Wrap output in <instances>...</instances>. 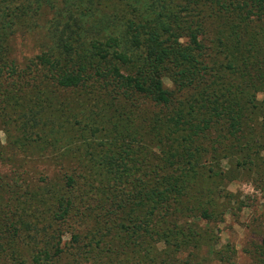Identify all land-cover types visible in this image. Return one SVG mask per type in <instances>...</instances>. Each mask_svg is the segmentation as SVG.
Instances as JSON below:
<instances>
[{
    "label": "trees",
    "instance_id": "1",
    "mask_svg": "<svg viewBox=\"0 0 264 264\" xmlns=\"http://www.w3.org/2000/svg\"><path fill=\"white\" fill-rule=\"evenodd\" d=\"M214 1L228 9L218 31L225 40L221 47L226 62L221 67L208 60L202 43L205 0H0V85L11 82L7 94H0V103L7 102L0 107V129L16 150L23 142L38 147L40 131L49 134L46 125L55 150L67 147L66 118L59 116L57 126H49L56 119L54 108L66 112L56 105L63 103L56 102L55 92L46 98L44 92H21L25 97L19 98L12 90L24 85L15 77L18 66L10 39L40 27L31 19L41 9L51 13L42 26L49 45L37 63L52 75V84L68 91L108 82L110 97L125 108L127 104L130 112L152 105L153 117L146 120L159 147L155 158H139L144 173L135 176L123 157L136 153L125 133L128 122L116 116L124 127L116 129L101 119L100 130H93L106 153L96 158V168L83 169L87 176L64 172L58 184L45 186L51 194L40 217L46 222H33L17 206L12 213L4 210H10L7 203L0 208L2 264H61L65 255H71L74 264H87L97 247L93 244L108 233H135L134 226L124 231L121 215L140 208L145 210L139 215V239L165 245V264L175 263L173 249L191 247L189 256L196 264L197 242L206 233L190 221L184 231L186 225L170 220L175 212L184 209L193 219L202 218L194 217L196 206L205 217L221 220L228 207L222 210L215 200L230 197L225 193L228 184L242 174L258 183L264 179V0ZM0 189L8 193L7 185L0 183ZM38 196L41 201L43 193ZM63 233L71 236L67 254L60 248ZM212 237L208 234L207 239ZM112 239L102 247L109 246L114 257ZM261 244L264 253V239Z\"/></svg>",
    "mask_w": 264,
    "mask_h": 264
},
{
    "label": "rangeland",
    "instance_id": "2",
    "mask_svg": "<svg viewBox=\"0 0 264 264\" xmlns=\"http://www.w3.org/2000/svg\"><path fill=\"white\" fill-rule=\"evenodd\" d=\"M205 2L203 9L206 4H208L207 8L209 9H204L206 21L203 27L202 43L207 49L208 60L215 66L221 67L226 62L225 53L222 52L221 47L225 44V40L218 34V31L223 24L224 13H227L226 10L228 9L223 8L214 0L212 3L211 0H205ZM50 15L49 11L47 15L43 13V9L33 13L32 23H36L40 27L34 32H21L11 37L9 46L12 60L18 66L16 67L17 70L15 69V77L19 83L24 85L13 86L12 90L19 98L25 97L20 95L21 92L27 96L44 92L43 98H46L49 91L55 92V99L57 97L58 100L56 102L63 103L56 105L64 107L66 112L61 113L54 108L56 119L53 125L50 124L49 126L56 127L58 124L56 120L59 116L66 118L65 124L70 123L67 124V128H64L67 132V147H59L62 149L55 150L52 146L53 137L51 134L53 135V133L46 125L43 129L49 134L45 135L40 131L37 140L38 147H32L31 143L26 145L27 142H23L25 145L20 147L18 151L15 146L8 142L6 133L0 129V183L7 185L8 191V193H3L0 189V208L5 207L7 203L8 206L6 207L10 210L7 208L4 210L12 213V208L17 206L18 212H23L22 215L27 214L33 222L37 218L39 221L42 220L40 225L46 222L40 216L43 214L44 207L49 205L47 201L49 194H51L50 188L46 189L45 186L52 187V184H58V177L61 178L64 172L78 171L81 175L87 176L86 171L82 173L83 169L96 168L98 162L96 158L106 153V149L98 145L100 142L98 132L93 130L96 128L100 130L101 119L106 120L110 128L114 123L116 129L124 128L123 123L116 120V116L126 119L125 121L128 122L125 133L129 136L130 150L136 153H130L123 157H125V162L131 166L130 172L133 175L138 176L144 173L143 167H139V158L143 159L145 156L155 158L159 151V147L155 148L157 139L150 132V122L146 120L149 116L153 117L152 105L145 103L141 108L130 112L127 104L125 108L124 105L117 104L110 97L112 86L108 82H99L93 86H87L85 89L68 91L59 90L52 84L49 80L52 75L37 63V58L48 49L49 43L44 36L42 26L44 20L46 21ZM21 70L23 72H20ZM5 84L6 86L0 85V94L2 92L7 94L8 89L6 88L11 87L8 86L11 84L10 79ZM164 84L167 88L173 86L168 80H164ZM48 96L50 97V95ZM2 97L4 96L1 95L0 100ZM262 99L263 94L260 93L258 101L260 102ZM4 102L7 103L6 100ZM4 102L0 103L1 108H3ZM5 114L12 116L10 119L14 120L15 117L12 114ZM49 130L50 132H48ZM91 130L95 133H91ZM17 133L18 131H16V135ZM222 165L225 167L226 162H223ZM88 176L93 175L89 174ZM100 179L102 178L97 176V180ZM40 193H43L41 201L38 196ZM225 193L230 197L226 199L221 197L215 200V204L221 206L222 210L228 207L221 220L215 217H205L202 215L201 209L196 206H194V217L202 216V218L193 219L183 209L176 211L170 220L176 224L186 225L184 231L190 228L189 221L194 222L200 227L201 232L206 233L203 239L199 243L197 242L199 253H197L196 264H264V253L261 247V242L264 239V179L258 183L255 179L242 174L237 180L225 187ZM45 195L46 197H44ZM89 195L96 198V194L89 193ZM34 199H36L35 202ZM18 202L20 205H17ZM25 205H28L27 209ZM144 210L145 208H140L137 212L132 209L126 210L121 215L124 221V231L126 228L134 226L135 233H132V229L129 230V233L125 232L126 236L121 233L115 237L113 236L114 231L108 233L98 245L93 244L97 247H95L96 249L92 253L94 255H91L87 264H165L167 255L165 245L154 240L144 243L139 239L138 228L142 227L139 215ZM3 217L0 215V224L4 222ZM47 230V234L51 236L52 229L48 228ZM208 234L213 235L209 240L207 239ZM61 237L60 248H64V253L67 254L71 252L68 247L71 236L63 233ZM124 237L128 239L127 243L122 239ZM111 238H113L111 245L114 251H110L114 257L109 256V246L102 247V244ZM17 239L18 236H16ZM58 239L59 237L53 242ZM94 240L98 239L95 238ZM133 242L136 243V246L132 245ZM183 245L181 244L180 252L175 249L171 251L174 264H193V259L189 256L192 248L184 249ZM19 246L27 245L19 244L18 248ZM211 251L213 257L210 256L209 252ZM0 264H2L1 261ZM61 264H74L72 256L65 255Z\"/></svg>",
    "mask_w": 264,
    "mask_h": 264
}]
</instances>
